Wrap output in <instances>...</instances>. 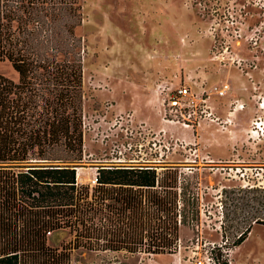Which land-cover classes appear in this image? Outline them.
<instances>
[{"label": "rangeland", "instance_id": "rangeland-1", "mask_svg": "<svg viewBox=\"0 0 264 264\" xmlns=\"http://www.w3.org/2000/svg\"><path fill=\"white\" fill-rule=\"evenodd\" d=\"M147 1L81 0L82 21L75 35L83 61V152L73 164L79 183L91 185L101 166L177 171L178 247L155 254L80 248L73 250L71 264H194L205 250L199 241L215 242L214 257L231 262L234 241L250 225L247 236L255 226L254 233L234 255L242 264H259L264 223H256L254 216L264 220V161L255 159L254 147L264 137V0L242 3L246 19L237 38L222 21L200 20V0H166L167 28L158 26V13L147 8ZM178 5L183 6L181 24ZM229 68L259 69L262 79L219 95L214 87L225 82L218 81V73ZM0 74L19 79L8 60L0 61ZM180 83H188L198 96L205 91L207 99L202 105L198 97L200 111L189 126L165 121L161 113L165 92ZM229 97L233 102L224 116L222 100ZM242 99L256 103L251 106L258 121L235 120L237 111L251 109ZM223 132L232 133L237 143L245 141L240 134L248 135L249 160H211L214 136ZM70 238L62 229L49 244L60 247Z\"/></svg>", "mask_w": 264, "mask_h": 264}, {"label": "trees", "instance_id": "trees-1", "mask_svg": "<svg viewBox=\"0 0 264 264\" xmlns=\"http://www.w3.org/2000/svg\"><path fill=\"white\" fill-rule=\"evenodd\" d=\"M81 9V0H0V61L19 75L0 74V264H71L80 248L155 254L178 247L177 171L101 166L93 185L78 181ZM62 229L69 241L50 245Z\"/></svg>", "mask_w": 264, "mask_h": 264}, {"label": "crops", "instance_id": "crops-1", "mask_svg": "<svg viewBox=\"0 0 264 264\" xmlns=\"http://www.w3.org/2000/svg\"><path fill=\"white\" fill-rule=\"evenodd\" d=\"M166 5H167V1L166 0H148L146 2V6L149 9H155V11H157L158 13V26H164L165 28H167V16H166ZM183 6L178 5V7L176 6V11L178 12V20L180 21V24L182 23V8ZM193 30V29H192ZM167 32V31H166ZM164 34V39L163 41H166L167 37H166V33ZM195 31H193L194 33ZM196 34V32H195ZM261 74L262 72L259 69H251V70H247L245 72H241L236 68H229L228 70H225V72H220L218 73V81L221 82H228L230 84V88L228 89L230 92L231 90H241V88H243L242 86H244L245 88H247L248 86H250L251 81H254L255 79L261 81ZM208 79V78H207ZM215 83V82H214ZM188 84V83H185ZM220 84V83H219ZM208 86V85H207ZM228 91V92H229ZM229 92V93H230ZM244 95L247 94L246 92H243ZM247 98V97H246ZM239 101H244L246 102V105L248 104V107H250L251 109H243L242 111H237L236 113V117L235 120L240 122V123H250L253 120L258 121V118H256V114H253V110H252V106L251 104H256L254 102H250L249 100H239ZM217 102V101H216ZM223 104L222 106V110L224 113V116H226L227 112H229V104L230 102H233V98L229 97V98H223L222 100ZM215 134V133H214ZM248 135H239V138H244L245 141H243L242 143H237L233 140V135L232 133H227V132H223L221 134L216 133L214 138L216 139L215 141L212 142V146H211V160L213 162L222 160V161H234L237 158H240V161H244V160H249L250 158L248 157V153L252 150V148H250L247 145V138ZM209 138H212V136ZM249 142V140H248ZM255 151V159L257 161H264V137L263 135H260V140L259 142L255 143V147H254ZM252 153V151H251ZM253 158V157H252ZM255 160V161H256ZM261 215H255L254 218H259ZM262 227V226H261ZM254 227H252V230L250 231V235L251 236L254 233ZM264 228V227H263ZM249 236L246 237V239L243 241L245 242ZM242 242V243H243ZM241 243V244H242ZM240 244V245H241ZM234 246L235 249H232V253H231V264H242L244 262V260L242 258H238L235 257V251L236 249L240 246ZM259 264H264V259H262V262Z\"/></svg>", "mask_w": 264, "mask_h": 264}, {"label": "built area", "instance_id": "built-area-1", "mask_svg": "<svg viewBox=\"0 0 264 264\" xmlns=\"http://www.w3.org/2000/svg\"><path fill=\"white\" fill-rule=\"evenodd\" d=\"M258 2H255L257 5ZM262 4H260V7ZM237 9L238 11L231 12L229 9ZM245 9V5L241 3H231L230 7L226 9L224 12L223 18L218 19L219 21L224 22V26L230 28L233 27L230 31H227L231 36L240 37V25L243 24L246 19L245 15L243 16V10ZM235 20V21H234ZM214 21V24H216ZM243 21V22H242ZM230 88V84L225 82L221 85H216L214 89L217 91L219 95H224L228 89ZM205 91H203L202 95H195L191 90L190 85L188 84H178L169 87L168 91L165 92L163 96L162 102V117L165 121H175L179 122L185 126H189L193 121L195 122V115H197L200 111L199 105L200 101L206 102L207 99L205 97ZM198 97L200 98L198 101ZM78 170V168H77ZM78 173V172H77ZM96 182V177L94 179V183ZM197 245H202L205 247L203 255L200 258H197L194 261V264H218L214 255L213 249L215 248V242H205L200 243L197 242ZM227 264H231L227 260Z\"/></svg>", "mask_w": 264, "mask_h": 264}, {"label": "flooded vegetation", "instance_id": "flooded-vegetation-1", "mask_svg": "<svg viewBox=\"0 0 264 264\" xmlns=\"http://www.w3.org/2000/svg\"><path fill=\"white\" fill-rule=\"evenodd\" d=\"M203 2V10L200 14L203 17V20L200 19L202 22L214 24L215 20L223 18L224 12L230 4L233 3H245L246 0H200ZM246 7V5H245ZM200 10L199 8H197ZM196 10V16H198L199 11ZM199 17V16H198Z\"/></svg>", "mask_w": 264, "mask_h": 264}, {"label": "water", "instance_id": "water-1", "mask_svg": "<svg viewBox=\"0 0 264 264\" xmlns=\"http://www.w3.org/2000/svg\"><path fill=\"white\" fill-rule=\"evenodd\" d=\"M78 167H76V169H77Z\"/></svg>", "mask_w": 264, "mask_h": 264}]
</instances>
